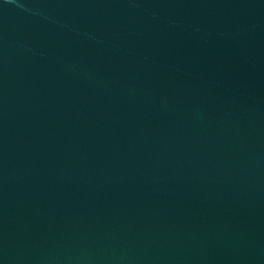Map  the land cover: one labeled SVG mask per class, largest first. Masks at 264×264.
<instances>
[{"label":"water","instance_id":"obj_1","mask_svg":"<svg viewBox=\"0 0 264 264\" xmlns=\"http://www.w3.org/2000/svg\"><path fill=\"white\" fill-rule=\"evenodd\" d=\"M0 264H264V0H0Z\"/></svg>","mask_w":264,"mask_h":264}]
</instances>
